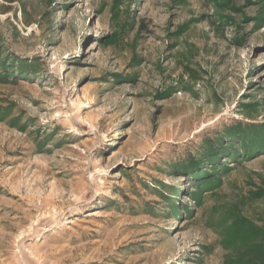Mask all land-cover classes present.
Wrapping results in <instances>:
<instances>
[{
  "label": "rangeland",
  "instance_id": "1",
  "mask_svg": "<svg viewBox=\"0 0 264 264\" xmlns=\"http://www.w3.org/2000/svg\"><path fill=\"white\" fill-rule=\"evenodd\" d=\"M0 264H264V0H0Z\"/></svg>",
  "mask_w": 264,
  "mask_h": 264
}]
</instances>
